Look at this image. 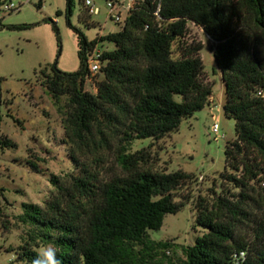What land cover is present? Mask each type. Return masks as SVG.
<instances>
[{
	"label": "trees",
	"instance_id": "1",
	"mask_svg": "<svg viewBox=\"0 0 264 264\" xmlns=\"http://www.w3.org/2000/svg\"><path fill=\"white\" fill-rule=\"evenodd\" d=\"M71 7L67 0L78 68L65 72L54 64L39 72L62 113L74 171L63 180L51 175L54 189L43 206L21 204L18 220L28 229L17 259L31 264L37 252L32 246L40 242L54 245L62 264H232L239 250L246 253L243 264H264V97L258 94L264 92V0H134L119 30L92 39L70 23ZM89 17L85 8L78 15L87 26ZM188 22L214 41L223 114L233 119L235 137L225 141L217 190L214 185L209 198L196 201L195 224L202 233L171 259V243L151 239L148 231L183 207L173 191L193 175L153 169L150 144L129 149L135 140L177 131L182 119L211 101L212 87L202 78V45L182 41ZM52 28L59 41L55 23ZM103 41L113 47L102 51L91 79L102 77L91 92L85 88L86 59ZM15 145L0 136L1 148ZM112 145L117 173L104 175L99 155L79 158Z\"/></svg>",
	"mask_w": 264,
	"mask_h": 264
},
{
	"label": "rangeland",
	"instance_id": "2",
	"mask_svg": "<svg viewBox=\"0 0 264 264\" xmlns=\"http://www.w3.org/2000/svg\"><path fill=\"white\" fill-rule=\"evenodd\" d=\"M93 1L99 13L90 15L91 24L87 26L78 19L84 9L82 1L72 0L68 16L72 26L87 39L119 30L120 24L107 17L106 1ZM121 1L129 4L134 0ZM4 2L19 5V9H0V23L5 26L0 28V136L16 144L14 148L0 147V264H28L15 254L27 238L28 227L18 220L21 204L43 206L54 189L51 175L63 180L74 171L70 158L73 147L64 135L62 113L41 86L39 71L44 67L49 70L54 64L60 71L77 70V38L66 22L67 0H40V6L39 0H0V4ZM53 23L58 28L59 41ZM7 25L19 27L9 29ZM182 41L187 46L202 45V78L212 87L211 101L182 119L177 131L159 140H135L129 149L134 152L150 144L153 169H180L193 175L173 191L174 200L183 202V207L174 214H166L158 230L148 231L151 239L171 243L167 254L171 259L181 255V246L191 245L202 233L203 228L195 224L196 201L199 196L209 198V189L214 185L217 190L219 173L224 168L225 141L235 137L233 119L223 114L225 95L213 56L214 41L192 22L187 23ZM98 47L110 49L113 45L103 41ZM173 56H177L175 46ZM101 77L99 74L95 79H86L85 88L94 92L95 81ZM214 122L219 126L217 133L212 132ZM95 155L103 159L104 175L119 172L114 145L101 148L98 154H79V158L91 161ZM41 246L38 242L32 248L37 251Z\"/></svg>",
	"mask_w": 264,
	"mask_h": 264
},
{
	"label": "built area",
	"instance_id": "3",
	"mask_svg": "<svg viewBox=\"0 0 264 264\" xmlns=\"http://www.w3.org/2000/svg\"><path fill=\"white\" fill-rule=\"evenodd\" d=\"M106 7L108 9L107 17L116 24H122L125 14L128 11L131 3L124 4L121 0H105ZM83 7L87 10L89 15H97L99 13V8L95 5L93 0H83ZM0 9L6 11H15L19 9V5L16 6L12 2H4L0 4ZM100 43V42H99ZM97 43L90 54L87 56L86 63L90 76L87 78L91 79V76L96 74L101 66V54L103 49L98 47ZM258 94L264 97V92L259 91ZM219 126L216 122L212 124V132L217 133ZM259 185L264 187V176L259 177ZM245 251L239 250L232 255V264H243L245 260Z\"/></svg>",
	"mask_w": 264,
	"mask_h": 264
},
{
	"label": "clouds",
	"instance_id": "4",
	"mask_svg": "<svg viewBox=\"0 0 264 264\" xmlns=\"http://www.w3.org/2000/svg\"><path fill=\"white\" fill-rule=\"evenodd\" d=\"M31 264H62V262L58 258L55 246L47 244L37 250Z\"/></svg>",
	"mask_w": 264,
	"mask_h": 264
}]
</instances>
